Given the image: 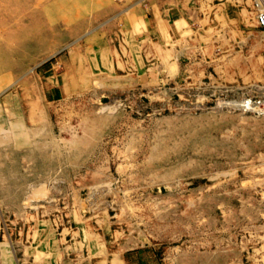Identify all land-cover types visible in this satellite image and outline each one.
Instances as JSON below:
<instances>
[{"label": "rangeland", "instance_id": "obj_1", "mask_svg": "<svg viewBox=\"0 0 264 264\" xmlns=\"http://www.w3.org/2000/svg\"><path fill=\"white\" fill-rule=\"evenodd\" d=\"M248 94L254 0H0V264H264Z\"/></svg>", "mask_w": 264, "mask_h": 264}, {"label": "built area", "instance_id": "obj_2", "mask_svg": "<svg viewBox=\"0 0 264 264\" xmlns=\"http://www.w3.org/2000/svg\"><path fill=\"white\" fill-rule=\"evenodd\" d=\"M255 19L259 28L264 30V6L260 0H254ZM231 106L246 113L264 116V94L244 95L231 101Z\"/></svg>", "mask_w": 264, "mask_h": 264}, {"label": "crops", "instance_id": "obj_3", "mask_svg": "<svg viewBox=\"0 0 264 264\" xmlns=\"http://www.w3.org/2000/svg\"><path fill=\"white\" fill-rule=\"evenodd\" d=\"M171 21H172V15L170 14V12H168V19H167V24L168 26L171 25ZM155 24H156V20H155ZM52 67H49L48 71H52L51 73H49L48 75L44 76V78L46 79V87H45V94L48 96L49 99L51 100H60L64 97L65 95V81L64 78L62 76V73L57 72L55 73ZM141 257V259L139 260V264H150L148 261H145L143 257H147L149 258V254L147 253H143ZM136 259L135 256L131 255L130 259ZM130 259L128 264H135L134 262L130 263ZM136 264H138L136 262Z\"/></svg>", "mask_w": 264, "mask_h": 264}, {"label": "bare ground", "instance_id": "obj_4", "mask_svg": "<svg viewBox=\"0 0 264 264\" xmlns=\"http://www.w3.org/2000/svg\"><path fill=\"white\" fill-rule=\"evenodd\" d=\"M260 2L262 3V5L264 6V0H260Z\"/></svg>", "mask_w": 264, "mask_h": 264}]
</instances>
